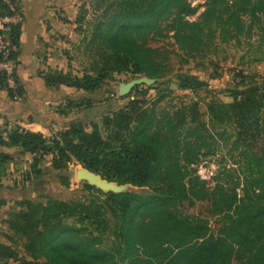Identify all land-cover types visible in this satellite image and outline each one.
I'll return each mask as SVG.
<instances>
[{
  "label": "trees",
  "instance_id": "obj_1",
  "mask_svg": "<svg viewBox=\"0 0 264 264\" xmlns=\"http://www.w3.org/2000/svg\"><path fill=\"white\" fill-rule=\"evenodd\" d=\"M88 4L95 14L87 18L83 3L74 21L81 35L75 45L82 58L80 75L72 72V57L68 70L38 72L48 88L85 94L56 110L64 117L77 113L76 118L52 136L6 127L0 130V147L31 155L38 177L39 163L50 156L51 169L65 173L58 176L64 188L70 185V162L130 188L104 192L85 182L87 198L16 201L4 224L23 240L30 259H16L14 248L0 242V264H264V77L229 90L228 102L208 103L206 119L196 100L160 107L171 92L145 100L168 71L167 56L149 41L166 37L167 30L178 48L198 53L217 36L227 42L256 30L264 40V0H206L195 21L187 18L198 6L188 0ZM11 39L17 49L19 27ZM121 74L154 79L155 84L135 86L134 98L117 110L93 112L105 101L97 93ZM166 82L180 92L206 87L196 75L182 72ZM17 93L20 98L21 84ZM8 96L15 100L10 91ZM223 150L221 159L227 162L210 191L196 166L202 157ZM13 160L12 154L0 152V178ZM204 202L209 218L182 209L185 203ZM5 204L0 200V209Z\"/></svg>",
  "mask_w": 264,
  "mask_h": 264
},
{
  "label": "rangeland",
  "instance_id": "obj_2",
  "mask_svg": "<svg viewBox=\"0 0 264 264\" xmlns=\"http://www.w3.org/2000/svg\"><path fill=\"white\" fill-rule=\"evenodd\" d=\"M90 0H78L77 4L71 6L70 12H62L60 21L62 24L68 26V31L64 35L58 33L55 44L56 50L62 54L66 60L64 68L68 70L67 60L72 57L70 66L73 73H78L82 67L80 61L82 58L75 51V45L79 43L81 35L74 31L77 25L74 23L77 15L80 13V6L86 3L85 10L87 11L86 17L91 18L93 11L89 6ZM206 0H188L192 7H197V13L187 19L195 21L203 12ZM70 18V19H67ZM165 25L162 27L164 28ZM167 34L164 38H154L149 41L148 46L153 48L159 47L162 49L164 55L168 60L164 66L167 68L163 74V79L159 81V86L154 85L146 93L145 100H153L158 97L160 92H171V95L165 98L164 102L160 103V107L166 105L179 104L180 102L188 100H196L199 102L200 110L206 119V105L212 101L228 102L229 90L233 88H246L252 83L259 82L264 77V40L258 31H253L249 37H240L238 40H230L227 42L217 36L208 42L203 49L198 53H187L186 50L178 48L172 39L171 31H164ZM61 51V52H60ZM189 73L196 75L201 79L206 87L196 92H180L174 84L166 82V80L175 73ZM80 75V73H78ZM134 79V78H132ZM130 77L125 74L113 75L112 80H109L103 87L97 97L105 100L104 103L96 106V112L100 110H117L125 105L129 99L134 98V93L124 96L118 95V86L129 82ZM110 91L113 92L112 97ZM97 122L100 121V115L97 113ZM18 151V150H17ZM12 153L14 160L8 166L7 175L2 176L3 183L5 184L4 197L6 204L0 209V242L11 245L16 252V259L29 260L23 248V240L18 238L14 233L9 231L4 224L7 214L15 208V202L21 200H31L33 202L45 203L48 198L58 200H69L76 198H87L88 193L84 190L83 183L76 179L75 173L79 169H84L81 165L70 162L68 164L67 173L69 174V188L62 187L58 182L59 174L64 172L53 171L51 169V157L39 169L41 176L35 174L32 169V156L29 154H19V152ZM218 152L215 156L202 157L201 161L197 164V174L201 179L205 180L207 187L212 191L215 186V176L219 171V167L226 164V160L222 161V155L226 154V150ZM224 153V154H223ZM227 158V157H225ZM47 159H45L46 161ZM50 160V161H49ZM44 165H46L44 167ZM44 170V172H42ZM87 183V182H86ZM121 186H119L120 188ZM124 190L130 187L123 186ZM209 203H185L182 207L184 213L191 215H198L201 217L209 218ZM211 226L216 227L213 221L209 220ZM16 261H10L11 264Z\"/></svg>",
  "mask_w": 264,
  "mask_h": 264
},
{
  "label": "crops",
  "instance_id": "obj_3",
  "mask_svg": "<svg viewBox=\"0 0 264 264\" xmlns=\"http://www.w3.org/2000/svg\"><path fill=\"white\" fill-rule=\"evenodd\" d=\"M15 1L23 16V23L19 27V45L15 48L22 93L20 98L12 100L6 91H0V130L19 125L26 130L52 136L77 116L76 113L64 117L56 112L57 108L65 100L79 99L85 94L63 86L48 88L38 72L48 68L65 70L66 60L56 50L54 40L58 33L62 36L68 31V26L61 23L60 15L64 12L65 16L70 12V7L77 4L78 0ZM93 112H96L95 107ZM16 151V148L0 147V152L12 154ZM47 161L48 157H44L38 168L43 169L40 165ZM0 180L3 186L0 188V200H5V184L3 179Z\"/></svg>",
  "mask_w": 264,
  "mask_h": 264
},
{
  "label": "built area",
  "instance_id": "obj_4",
  "mask_svg": "<svg viewBox=\"0 0 264 264\" xmlns=\"http://www.w3.org/2000/svg\"><path fill=\"white\" fill-rule=\"evenodd\" d=\"M0 75L3 76V85L0 91H10L17 100L18 63L14 56L15 46L12 43L11 34L15 27L23 23V16L15 0H0Z\"/></svg>",
  "mask_w": 264,
  "mask_h": 264
},
{
  "label": "water",
  "instance_id": "obj_5",
  "mask_svg": "<svg viewBox=\"0 0 264 264\" xmlns=\"http://www.w3.org/2000/svg\"><path fill=\"white\" fill-rule=\"evenodd\" d=\"M153 84H155L154 79H149L147 77L134 78L129 82L125 84H120L118 86V95L121 97L128 94L135 86H140V85L152 86ZM75 176L77 180L85 181L89 185L94 186L97 189L104 192L119 193L125 191L123 186L119 188L117 184L112 182H107L103 180L100 176L92 172H89L86 169L77 170Z\"/></svg>",
  "mask_w": 264,
  "mask_h": 264
}]
</instances>
